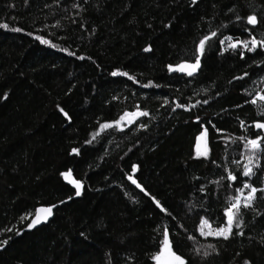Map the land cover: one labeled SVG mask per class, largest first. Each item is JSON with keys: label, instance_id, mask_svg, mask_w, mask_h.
Returning a JSON list of instances; mask_svg holds the SVG:
<instances>
[{"label": "trees", "instance_id": "1", "mask_svg": "<svg viewBox=\"0 0 264 264\" xmlns=\"http://www.w3.org/2000/svg\"><path fill=\"white\" fill-rule=\"evenodd\" d=\"M253 12L260 22L252 35L264 38V0H0V23L9 25L0 28V242L8 241L0 243V264H154L165 226L186 264H264L259 193L252 209H242L243 236L226 241L198 231L201 217L213 227L223 222L228 199L248 179L237 138H254V122H264L249 102L264 92V63H254L264 61V50H243L241 59V49L220 54L218 43L251 39L245 29L252 26L235 16ZM213 30L218 36L193 77L168 71L191 62ZM135 110L149 115L93 139L101 123ZM205 128L209 155L197 157ZM260 164L256 186L264 180ZM225 167L237 181L221 180ZM69 169L82 182L80 196L61 176ZM56 203L46 224L27 228L37 207ZM209 243L218 254L203 259Z\"/></svg>", "mask_w": 264, "mask_h": 264}, {"label": "snow or ice", "instance_id": "2", "mask_svg": "<svg viewBox=\"0 0 264 264\" xmlns=\"http://www.w3.org/2000/svg\"><path fill=\"white\" fill-rule=\"evenodd\" d=\"M56 3H59V0H55ZM192 4H196L197 0H191ZM73 7H79L77 4H73ZM229 12L235 11V6L233 8L228 9ZM246 20V24L252 26V29L246 28L245 31L249 33L251 36V39H239L235 38L233 36H224L222 39H219L218 43L220 45V54H223L226 51L229 50H237L241 49L239 51L240 58H244V51L247 50L249 53L257 52L258 49L264 50V38L257 39L256 36L252 35V30L255 29V27L258 25L260 20L258 19V15L253 12L247 15L246 18H242L240 15L235 16L236 21L240 20ZM54 26H59V21H57V24ZM220 27H226L225 25H221ZM0 28L8 29L9 25L7 23H0ZM12 31H22L20 28H12ZM218 36V32L213 30L208 34H204L201 39H199V42L195 48V55L191 62L188 60H183L179 63H177L175 66L172 64H168L167 68L170 73L177 72V73H184L188 77H193L198 70L201 68V58L206 54L207 47H211L213 45L214 38ZM37 40H39L43 44H48L50 41L45 40L42 36H36ZM65 51H67L65 49ZM145 52L151 51V47H146L144 49ZM69 55H74L73 53H69ZM80 59H83V57H79ZM257 66H259L260 63H264V61L255 62ZM112 76H127L128 79L134 80V77L130 76L127 72H121V71H113L111 73ZM249 74L247 72L244 73V76H248ZM233 79H243V77H234ZM151 83V82H150ZM231 83V81H230ZM147 86V85H146ZM207 91V89H205ZM219 95V93H217ZM258 101L260 102L258 104ZM204 104H207L209 101L207 99L202 101ZM252 105L256 106L258 108L257 115L264 117V92H256L255 97L251 98L249 101ZM165 104L168 103V100L165 99ZM197 103H201V101H197ZM177 108L184 107L183 104H177ZM192 107H195L193 105ZM63 112V109H60ZM175 111V109H173ZM67 116V113H65ZM149 113L147 111H133L131 113L125 112L123 115L119 117L118 120L113 122H106L101 123L99 125V129L101 131L110 129L114 125L119 129L123 130L120 125L122 121H125V118L127 117V123L132 124L134 123L135 119L142 116H148ZM197 121H200V117H196ZM209 123H211L209 121ZM241 124H243V121H240ZM140 127H146V125H140ZM213 127H215L213 125ZM254 128L257 130H260L256 133L254 138H248L245 136L238 137L237 139L240 141H243V147L246 150L245 152H242L240 154V159L245 160V163L243 164V169L241 172V175L245 178H248L243 181L241 187H236L234 189L235 194L230 196L228 199V202L226 206L223 208V222L219 223L216 227L212 226V223H210V220L208 218L201 217L199 222V234L202 237H214V238H222L223 240H229L233 236H243V210H249L254 207V202L257 200V194H260V198H264V180H261L260 185L256 186L251 181L252 179L257 175V171L261 170V164L260 161L264 160V122L256 121L254 122ZM219 131V129H217ZM96 135H99V132L96 133L93 136V139L96 138ZM208 137V129L205 128L203 131H201L196 136V155L197 157H205L207 158L209 155V146L207 142ZM86 143H91V141H86ZM78 149L73 148L71 150L72 153L78 154ZM240 159H234L231 161L232 164L237 166V169H239L240 165ZM215 163V162H213ZM138 169V166L136 164L131 165V172L136 173ZM255 169V170H254ZM225 171L227 172L226 177H221V180L226 179L227 181L233 182L238 180V176L235 174L234 171L229 170L225 167ZM71 172L72 170L69 169L68 171L62 172L61 176L64 177L65 180L68 181L74 188H75V195L80 196L81 194V187L82 182L78 179H71ZM128 179L131 180L132 184L136 185L137 188H140L141 191H144V189L141 187V185L137 182V180L132 179V176L129 175ZM215 183H220L219 181H216ZM228 188H232L231 184H228ZM201 191H204V188L202 187L200 189ZM247 190V191H246ZM147 195V193H145ZM69 200L72 199V197H68ZM153 200L156 204V206L161 210V212H166L167 210L161 205L159 200H156L155 197H153ZM61 203H65V201H61ZM56 205H51L48 207L43 208H37L35 211V217L31 220V223L27 225L28 229L33 228L35 225L40 224L41 222L47 221L48 218L53 214V208H55ZM169 215H171L169 213ZM22 220L27 219V216L21 217ZM175 219V217H173ZM159 227V226H158ZM180 227H183L182 225ZM236 229L237 231L234 232L233 229ZM11 231V229H9ZM175 233V229L173 228V234ZM16 235H20V232L17 231ZM83 235V233H81ZM189 240H195L194 236H188ZM2 244H7L8 241L4 240L0 242ZM206 248L210 251H204L202 254L203 259H207L212 253H216V245L209 243L206 245ZM196 255H200V249L194 250ZM151 259L154 261V264H186L185 258L182 254H177V251L174 250L173 247V241L170 238L169 233V226H165L162 229V239L159 240L158 244V250L155 251L151 255ZM244 264H249L247 260L244 261Z\"/></svg>", "mask_w": 264, "mask_h": 264}, {"label": "rangeland", "instance_id": "3", "mask_svg": "<svg viewBox=\"0 0 264 264\" xmlns=\"http://www.w3.org/2000/svg\"><path fill=\"white\" fill-rule=\"evenodd\" d=\"M135 111H139V110H135ZM133 112V111H132ZM129 113H131V112H129ZM124 114V113H123ZM122 114V115H123ZM120 117V116H119ZM119 117L116 119V120H118L119 119ZM137 119V118H136ZM135 119V120H136ZM116 120H114V121H116ZM109 122H113V121H109ZM104 123H106V122H104ZM128 125H130V124H128L127 123V117L125 118V121H122L121 122V125H120V127L123 129V128H125V127H127ZM113 127H116L115 125L113 126ZM117 128V127H116ZM100 133L101 132V130L98 128L97 129V131H95V133H94V135L96 134V133ZM194 151H195V155H196V141H195V146H194ZM71 179H73L72 177H71ZM67 181V180H66ZM68 182V181H67Z\"/></svg>", "mask_w": 264, "mask_h": 264}, {"label": "water", "instance_id": "4", "mask_svg": "<svg viewBox=\"0 0 264 264\" xmlns=\"http://www.w3.org/2000/svg\"><path fill=\"white\" fill-rule=\"evenodd\" d=\"M182 74H184V73H182ZM59 203H56V204H51V205H58ZM51 205H43V206H39V207H37V208H43V207H48V206H51ZM36 208V209H37ZM36 209H35V211H36ZM55 208H53V210H54ZM35 211H34V213H33V216H32V218H31V220L35 217ZM53 215V214H52ZM52 215L48 218V220L47 221H44V222H41L40 224H38V225H35L34 227H38V226H40V225H42V224H46L49 220H50V218L52 217Z\"/></svg>", "mask_w": 264, "mask_h": 264}]
</instances>
